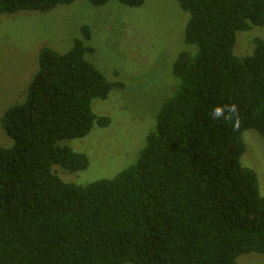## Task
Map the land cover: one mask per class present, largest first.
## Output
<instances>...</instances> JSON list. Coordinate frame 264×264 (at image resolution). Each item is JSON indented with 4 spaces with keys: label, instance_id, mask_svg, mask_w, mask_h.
<instances>
[{
    "label": "trees",
    "instance_id": "16d2710c",
    "mask_svg": "<svg viewBox=\"0 0 264 264\" xmlns=\"http://www.w3.org/2000/svg\"><path fill=\"white\" fill-rule=\"evenodd\" d=\"M75 1L0 0V16ZM111 1L138 8L146 0H88L95 8ZM174 1L188 14L191 49L174 64L173 93L146 145L112 178L77 185L54 167H88L65 143L109 127L92 102L123 86L85 59L93 51L81 39L65 54L39 50L23 99L0 118L11 140L0 146V264H236L240 255L264 256V197L255 172L241 165L242 134L253 130L264 141V41L255 37L252 54H234L238 33L264 29V0ZM80 31L90 41L89 27ZM232 103L236 127L212 117L215 106Z\"/></svg>",
    "mask_w": 264,
    "mask_h": 264
},
{
    "label": "rangeland",
    "instance_id": "374dc122",
    "mask_svg": "<svg viewBox=\"0 0 264 264\" xmlns=\"http://www.w3.org/2000/svg\"><path fill=\"white\" fill-rule=\"evenodd\" d=\"M187 20L188 14L174 0H146L138 8L116 1L95 8L88 0H76L45 13L1 15L0 118L23 99L37 72L42 47L65 54L75 39H81L93 51L85 59L109 83L123 87L113 88L106 100L92 102L93 113L109 118V127L95 125L87 136L65 143L87 157L88 167L79 172L54 167V172L64 182L77 185L114 177L135 162L155 130L161 105L173 93L174 64L180 53L191 49L184 43ZM83 26L90 29V41L81 36ZM255 37L264 41V29L252 27L238 33L234 54L249 55ZM241 138L245 146L241 165L255 172L264 197V141L253 130H246ZM10 145L0 126V146ZM236 264H264V256L240 255Z\"/></svg>",
    "mask_w": 264,
    "mask_h": 264
},
{
    "label": "clouds",
    "instance_id": "9594fccd",
    "mask_svg": "<svg viewBox=\"0 0 264 264\" xmlns=\"http://www.w3.org/2000/svg\"><path fill=\"white\" fill-rule=\"evenodd\" d=\"M211 115L215 119H224L233 124L236 127L239 123V109L235 103L229 105L215 106Z\"/></svg>",
    "mask_w": 264,
    "mask_h": 264
}]
</instances>
